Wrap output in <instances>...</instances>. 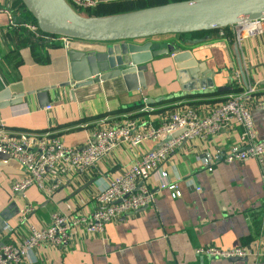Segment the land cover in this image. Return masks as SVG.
<instances>
[{
  "label": "crops",
  "instance_id": "0c3cea01",
  "mask_svg": "<svg viewBox=\"0 0 264 264\" xmlns=\"http://www.w3.org/2000/svg\"><path fill=\"white\" fill-rule=\"evenodd\" d=\"M109 1L115 0L101 2ZM25 11L23 0H0V91L9 87L13 95L24 93L20 102L0 107V126L9 129H50L66 145L83 148L93 130L112 117L131 115L138 121V130H144L167 119L174 109L195 107L205 114L230 91L250 85L264 89V32L239 39L233 24L228 29L155 36L191 50L198 61L197 74L188 68L180 70L165 54L148 63L146 87L75 98L72 85H61L70 76L67 43L45 41L30 35V29L9 22L8 12L22 22ZM237 71L241 81L236 79ZM225 85L232 88L219 90ZM159 97L165 98L152 101ZM252 115L257 136L264 138V107L253 108ZM241 131L242 126L235 122L220 131L184 137L149 180L154 203L108 221L103 233L74 227L65 247L39 245L32 264H264V257L258 258L256 253L241 259L197 253L199 246L209 243L264 247V162L248 157L219 161L212 169L204 163V157L218 148L246 147ZM160 144V139L134 143L123 138L90 168L62 164L56 171H48L49 178L60 181L51 193L36 183L24 192L14 189V182L25 176L26 169L15 156L0 157V212L7 215L0 246L27 233V225L20 221L26 204L35 207L29 221L38 227L47 225L55 211L89 214L100 206L101 183L115 178L142 153ZM163 179L177 181L182 194L174 197L169 188L161 186Z\"/></svg>",
  "mask_w": 264,
  "mask_h": 264
},
{
  "label": "built area",
  "instance_id": "2783aa9c",
  "mask_svg": "<svg viewBox=\"0 0 264 264\" xmlns=\"http://www.w3.org/2000/svg\"><path fill=\"white\" fill-rule=\"evenodd\" d=\"M103 0H68L77 10L94 7ZM9 14V22L13 25L30 29L35 36L46 41L63 40L67 43L69 36L44 31L38 22H18L15 15ZM239 39L252 33L264 32V17L244 18L234 24ZM240 71L236 79L241 81ZM264 107V89L250 85L233 90L213 107L209 112L201 114L195 107L174 109L169 117L158 124L149 125L138 130V121L131 115L116 116L108 119L104 125H98L92 132L90 142L83 148L66 145L62 139L50 129L44 131L13 130L0 126V150L15 156L26 169L22 179L14 182L13 188L24 192L32 184H37L47 192H53L59 185L58 179L48 177V171H56L62 165L73 168H90L107 151L120 143L123 138L134 143L144 138L163 141L153 150L146 151L137 157L131 167L101 183L97 199L100 203L91 213L74 211L63 213L55 211L47 225L38 227L29 221V214L34 210L30 203L21 209L20 221L27 225V233L15 239H8L0 246V264H32L34 251L41 244L65 247L72 239L74 227H83L97 233H103L108 221L116 220L133 210L150 205L155 201V191L149 180L154 170L163 163L184 137L202 135L205 132L220 131L235 122L242 126L241 140L246 147L233 146L229 149L218 148L216 152L207 154L204 163L209 169L219 161L231 162L256 157L264 162V138L257 136L252 109ZM186 128L181 136L164 141V137L176 130ZM163 188H169L174 197L182 194L177 181L163 179ZM201 189L200 185H196ZM197 253L214 258L230 259L245 257L256 253L258 258L264 257V247L256 245H236L223 247L216 243L199 246Z\"/></svg>",
  "mask_w": 264,
  "mask_h": 264
},
{
  "label": "water",
  "instance_id": "95a60500",
  "mask_svg": "<svg viewBox=\"0 0 264 264\" xmlns=\"http://www.w3.org/2000/svg\"><path fill=\"white\" fill-rule=\"evenodd\" d=\"M23 2L44 31L70 37L67 41L70 76L61 85H72L73 96L82 99L109 90L121 92L146 87L148 63L165 54L180 70L188 68L193 74L198 73L199 69L195 72L198 61L191 50L171 41L158 40L157 35L221 28L244 18L264 17V0H172L109 15L82 14L68 0ZM75 41L91 45H79ZM239 64L247 81L240 58ZM231 88V85H225L219 90ZM23 96L24 93L13 95L7 87L0 91V107L20 102ZM163 98H153L152 101ZM185 130L184 127L176 134L168 135L164 141ZM0 157L7 158L9 154L0 150ZM6 217L0 212V230L7 225Z\"/></svg>",
  "mask_w": 264,
  "mask_h": 264
},
{
  "label": "rangeland",
  "instance_id": "374dc122",
  "mask_svg": "<svg viewBox=\"0 0 264 264\" xmlns=\"http://www.w3.org/2000/svg\"><path fill=\"white\" fill-rule=\"evenodd\" d=\"M140 1L141 0H127L125 2L121 1L120 3H116V4L112 3L111 7L109 5L105 6L104 4L102 5L97 4L96 6L92 8H82L78 11L85 15H109V14L122 13V12L130 11V10L140 9L143 7L158 4V3H155V0H147L148 2L147 3L145 2L146 3L145 5H138ZM143 1H146V0H143Z\"/></svg>",
  "mask_w": 264,
  "mask_h": 264
},
{
  "label": "trees",
  "instance_id": "16d2710c",
  "mask_svg": "<svg viewBox=\"0 0 264 264\" xmlns=\"http://www.w3.org/2000/svg\"><path fill=\"white\" fill-rule=\"evenodd\" d=\"M121 1H127V0H115V1H109V2H101V3H98L99 5H102V4H104L105 6L106 5H109L110 7H111V5H112V3L113 4H116V3H120ZM168 1H170V0H155V3H164V2H168ZM148 2L147 0L146 1H143V0H141L139 3H138V5H145L146 3ZM137 4V3H136ZM23 5L26 7V5L24 4V2H23ZM103 5V6H104ZM88 8H92V7H88ZM24 19V20H23ZM23 21H30V22H36L37 23V19H36V17L28 10V8L26 7V11H25V14H24V17H23ZM21 28H24V29H26L27 27H24V26H22ZM228 29V28H230V25H228V26H224V27H222V29ZM199 31V30H198ZM194 32V31H193ZM29 33H30V35H32L33 36V32L32 31H30L29 30ZM37 39V38H36ZM46 41V40H45ZM33 43L34 44H37L38 45V42L37 41H33Z\"/></svg>",
  "mask_w": 264,
  "mask_h": 264
}]
</instances>
